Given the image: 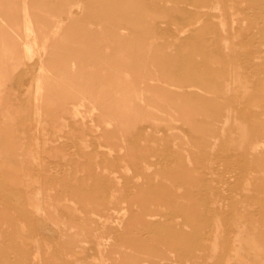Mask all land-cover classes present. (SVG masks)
<instances>
[{
    "label": "rangeland",
    "instance_id": "rangeland-1",
    "mask_svg": "<svg viewBox=\"0 0 264 264\" xmlns=\"http://www.w3.org/2000/svg\"><path fill=\"white\" fill-rule=\"evenodd\" d=\"M0 17V264H264V0Z\"/></svg>",
    "mask_w": 264,
    "mask_h": 264
},
{
    "label": "bare ground",
    "instance_id": "bare-ground-1",
    "mask_svg": "<svg viewBox=\"0 0 264 264\" xmlns=\"http://www.w3.org/2000/svg\"><path fill=\"white\" fill-rule=\"evenodd\" d=\"M220 1V0H219ZM219 9H220V7H219ZM240 15V14H239ZM0 21H1V24L4 26V27H8V23L6 22V21H4L1 17H0ZM23 24H22V27H24V30H25V32H26V34L29 36V37H31L32 38V40L31 39H29V40H31V43L32 44H34V42H36V38H35V35H36V31H35V25H34V23H33V21H31V17H30V14H29V11H28V6H27V4L24 2L23 3ZM56 22V21H55ZM54 22V23H55ZM53 23V24H54ZM224 24V23H223ZM55 25V24H54ZM53 25V26H54ZM53 26H52V28H53ZM56 27H58V24L55 26V29H56ZM223 27V26H222ZM54 29V28H53ZM50 32H51V35H54L56 32L54 31V30H50ZM224 33V32H223ZM26 34L24 35V36H26ZM15 35H17V37L19 38V40H21V37H19L18 36V34H16L15 33ZM48 37H51L52 38V36H48ZM24 39V38H23ZM54 39V38H53ZM25 40H26V37H25ZM28 40V41H29ZM23 42V41H22ZM31 43H26L25 42V44H23V48H22V54H24L25 56H24V58H27L28 60H32V59H34L33 57L35 56V51L33 52V50H32V44ZM31 44V45H30ZM35 46H36V44H35ZM224 47V46H223ZM7 49V48H6ZM14 49V48H13ZM38 49V48H37ZM37 49H36V51H37ZM43 50V49H42ZM39 51H40V49H39ZM38 52V51H37ZM37 52H36V54H37ZM41 52V51H40ZM39 54V53H38ZM39 56V55H38ZM35 57H37V56H35ZM26 60V59H25ZM41 60V59H40ZM42 67V66H41ZM39 70H40V68H39ZM237 74V73H236ZM235 74V75H236ZM229 86V85H228ZM231 89V88H230ZM37 110H38V108H37ZM75 111V110H74ZM38 114V113H37ZM74 115V114H73ZM39 116V115H38ZM229 116H230V113H229ZM228 116V117H229ZM40 118V116L38 117V119ZM230 118V117H229ZM37 119V118H36ZM226 120H228V119H226ZM228 121H230V119L228 120ZM227 121V122H228ZM228 123H230V122H228ZM225 124H227L226 122H225ZM224 124V125H225ZM228 125V124H227ZM225 127H226V125H225ZM242 130H244V129H242ZM224 132V131H223ZM225 134V133H224ZM223 135V134H222ZM38 157V156H37ZM109 170H111V169H109ZM103 172V171H102ZM105 172H106V170H105ZM107 172L109 173V172H111V171H108L107 170ZM110 174V173H109ZM109 174H107V175H109ZM111 177H113V176H111ZM246 180V179H245ZM248 185V184H247ZM36 202V201H35ZM37 203V202H36ZM38 204V203H37ZM35 205L34 206V208L36 209L37 208V206H38V209H40V207H41V205H40V203H39V205H40V207H39V205ZM69 205V204H68ZM75 207V206H74ZM34 209V210H35ZM41 210V209H40ZM36 212H37V210H36ZM40 213V212H39ZM38 213V214H39ZM76 216V215H75ZM53 217V216H52ZM74 217V216H73ZM89 221V220H88ZM89 227V226H88ZM91 227V226H90ZM24 228V227H23ZM38 241V240H37ZM99 246V245H98ZM98 246H97V248H98ZM36 254H38V253H36ZM35 257H37V256H35ZM37 259V258H36Z\"/></svg>",
    "mask_w": 264,
    "mask_h": 264
}]
</instances>
